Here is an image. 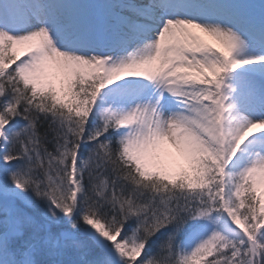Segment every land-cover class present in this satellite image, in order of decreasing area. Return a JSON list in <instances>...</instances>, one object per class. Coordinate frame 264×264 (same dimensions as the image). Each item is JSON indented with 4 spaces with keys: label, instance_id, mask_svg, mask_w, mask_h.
Wrapping results in <instances>:
<instances>
[{
    "label": "snow or ice",
    "instance_id": "1",
    "mask_svg": "<svg viewBox=\"0 0 264 264\" xmlns=\"http://www.w3.org/2000/svg\"><path fill=\"white\" fill-rule=\"evenodd\" d=\"M0 264H264V0H0Z\"/></svg>",
    "mask_w": 264,
    "mask_h": 264
}]
</instances>
